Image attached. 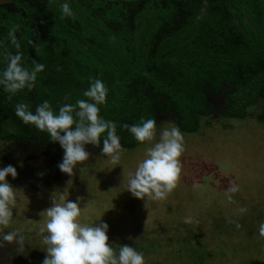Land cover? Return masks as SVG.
Masks as SVG:
<instances>
[{"label":"trees","instance_id":"trees-1","mask_svg":"<svg viewBox=\"0 0 264 264\" xmlns=\"http://www.w3.org/2000/svg\"><path fill=\"white\" fill-rule=\"evenodd\" d=\"M60 2L11 0L0 4V40H4L9 51L15 52L14 45L6 38L9 28L17 26L23 63L31 68L35 59L46 65L31 91L25 89L13 95L0 89L2 139L29 137L33 131L32 125L24 124L15 115L16 104L27 103L35 111L37 104L48 100L58 110L66 102L87 99L82 93L93 77L101 78L109 88L101 115L117 122V133L125 151L139 149L148 142L136 141L120 125L138 123L141 117L156 120L158 109L175 114L184 130L179 127L188 134L197 133L201 119L208 120L209 126L214 114V104L207 100L210 93L224 92L227 98L217 109L218 117L252 116L264 123V100L255 102L259 96L264 99V6L261 0L251 3L210 0L207 8H204L205 0H69L75 15L63 18ZM246 15L254 25L246 21ZM244 31L253 39L248 42L249 51L245 54L233 50L235 40ZM5 66V60L0 57V69ZM246 125L248 132L256 129L255 126H264ZM246 125L237 124L238 128ZM59 147L56 142V148ZM192 160L189 158L190 162ZM92 166L93 163L90 169ZM212 173L208 171L204 178L208 176L215 183L218 178ZM127 175L123 176L122 186H126ZM85 182V186L97 190L102 198V187ZM119 190L108 193L107 198L115 195L122 199ZM257 192L264 195L263 182ZM195 196L201 201L199 193ZM208 199L212 201L210 197L203 201ZM225 199L221 198L222 203ZM226 202L224 208L220 207L221 212L226 215L237 211L233 198ZM24 211L27 212L26 207ZM28 213L31 219L41 217L39 212ZM169 221L167 216L163 223L168 225L171 234L184 229L180 224H189ZM196 230L194 228L193 232L197 237L194 234L186 237L185 246L190 254H195V259L200 256L198 261L203 264L219 260L217 252L223 253L220 241L216 244L220 246L208 247ZM181 233L187 235L186 231ZM170 235L158 241L163 242ZM232 237L231 242L222 245L229 244L243 251V241L238 236ZM190 238L201 242L189 241ZM202 250L208 255V250H212L215 256H201ZM223 260L226 263V259Z\"/></svg>","mask_w":264,"mask_h":264},{"label":"rangeland","instance_id":"rangeland-1","mask_svg":"<svg viewBox=\"0 0 264 264\" xmlns=\"http://www.w3.org/2000/svg\"><path fill=\"white\" fill-rule=\"evenodd\" d=\"M238 123L264 124L252 116L237 119L214 115L209 126L208 120L200 121L197 133L188 134L180 128L185 138V151L181 157L182 172L177 187L163 200L135 198L127 191L125 185L122 186L124 174L134 173L138 162L144 159L145 148L149 146L144 144L139 149L124 151L118 165L112 164L111 161L103 163L104 159L93 162V171L90 172L83 170L88 165L84 163L83 166H77L71 176L62 172L60 174L59 171L47 175L44 179L37 177L40 178L38 181H33L30 176H23L20 172H17L15 179L9 176V181L18 188V204L11 227L22 228L28 233L31 246H28V254L22 255L13 245H9L6 256L17 259L19 264H41L46 253L43 251L45 245L42 243L39 227L45 218L41 215L38 220L31 219L32 215L28 212L40 213L51 205V196L59 198L63 195L72 200L80 197L81 206L84 208L82 222L94 223L100 219L107 222L109 241L115 242L116 247L120 244L134 245L144 252L146 264H203L198 261L200 256L195 259L196 255L190 254L185 246L186 237L193 234L197 237L193 232L194 228H197L196 231L203 238L202 242L205 241L208 247L220 246L216 245L217 241H220L223 253L218 251L217 256L220 259L211 264H251L250 259L253 257L262 258L260 261H264V238L256 236L260 222L264 221V195L263 192H257V188L264 183V126H255L256 129L248 132V125L238 128ZM172 125L178 126L166 121L157 131ZM189 158L193 159L192 162ZM97 166L99 169L96 171ZM87 168L90 169V166ZM208 171H213L212 176L217 177L218 181L214 183L208 176L204 178ZM85 180L93 186L102 187V198L97 190H90L85 186ZM233 186H238L239 189L231 193L237 211L225 215L220 211V207H225L228 200L226 192ZM118 190L122 199L115 195L107 198L108 193ZM196 192L201 195V201L195 196ZM206 197H210L212 201H203ZM222 197L226 198L225 204L221 201ZM241 208H246V211L240 212ZM167 216L169 222L177 224L185 222V217H191L192 222L180 224L184 229H177L176 233L171 234L168 225L163 223ZM185 231L187 235L181 233ZM161 234L163 237H160ZM169 235L165 241H158ZM232 236H238L243 241V251L236 250L229 244L222 245L223 242H231ZM189 241L201 242L198 238H190ZM201 253V256L208 258L210 255L215 256L212 250H208L210 255L205 254L203 250ZM223 259H226V263H223ZM252 264H255V261Z\"/></svg>","mask_w":264,"mask_h":264},{"label":"clouds","instance_id":"clouds-1","mask_svg":"<svg viewBox=\"0 0 264 264\" xmlns=\"http://www.w3.org/2000/svg\"><path fill=\"white\" fill-rule=\"evenodd\" d=\"M63 17L75 15L69 0L59 3ZM18 27L8 30L7 38L16 51L12 52L0 40V57L5 67L0 69V89L16 94L36 87L38 74L46 65L32 61L29 68L23 63V52L17 37ZM32 43V41H29ZM109 88L99 77H93L83 97L74 103H64L59 109L53 108L48 100L37 104L35 111L29 104L21 102L15 105V115L27 125H32L49 135L51 142H58L63 156L57 167L62 173L73 175L79 162L89 159L92 153L86 145L99 146L111 163L118 165L125 151L121 137L117 133V122L101 115V106L107 103ZM140 143L148 142L145 157L138 162L134 173L126 178V189L135 198L145 200H163L177 187L182 172L181 157L185 151V138L179 126L172 125L157 131V121L141 117L138 123L121 124ZM3 161L0 160V165ZM17 168L12 164L0 166V250L13 245L19 254L27 255L29 235L22 228H12L15 210L18 204V188L8 179L17 177ZM238 186L226 192L228 200ZM51 205L39 215L44 223L39 227L42 235L43 251L46 253L41 264H146L145 254L132 244H120L109 241V224L101 219L94 223H84L81 217L84 208L80 197L75 200L51 196ZM241 208L240 212H245ZM192 222L185 217V223ZM239 228V223L236 224ZM259 237L264 238V221L258 227Z\"/></svg>","mask_w":264,"mask_h":264},{"label":"flooded vegetation","instance_id":"flooded-vegetation-1","mask_svg":"<svg viewBox=\"0 0 264 264\" xmlns=\"http://www.w3.org/2000/svg\"><path fill=\"white\" fill-rule=\"evenodd\" d=\"M245 1L247 3L252 2V0H245ZM261 1L263 3L262 6H264V0ZM209 3L210 0H205L204 8H207ZM245 18H247L246 21L249 20L248 15H246ZM249 21H250L249 22L250 25L255 24L254 21L252 20ZM252 33L253 32H251V35ZM245 37L248 38L245 39ZM252 40L253 39L250 38L249 33L247 31H244L243 35H241V37L237 41L235 40L234 44L236 46L233 50L245 54V51H249L248 42H251ZM254 43L257 42L254 41ZM231 51H228V53H231ZM251 90L253 91V93H256L255 89H251ZM225 99L227 98L224 95V92H221L216 95L211 93L208 94L207 100H209L214 104L213 116L214 115L218 116L217 109L225 104ZM263 100L264 99L261 96L255 98L256 103H259ZM53 108L56 109V106L54 105ZM155 115H156L157 124L159 125L166 121H171L174 124H178V126H180L178 118L176 117L175 114L166 113L164 110L162 111L158 109ZM211 119L212 118H210V120ZM159 127L160 126L157 125V129ZM180 127L184 130L182 126ZM32 128L33 131L29 133L30 134L29 137L15 136V138L6 137L4 139L0 137V160L3 161V164L0 166L12 164L17 168L18 173L20 172L21 174H23V176L24 175L30 176L29 178H31L33 181H38L40 179L37 177H41V178L43 177L42 179H44L46 178L47 175L53 174V172L56 173L59 171L61 174V171L59 170L57 165L59 161L62 159L63 149H61V147L56 148V143L50 141L49 135L46 132H42L39 129H36L34 126ZM86 148L92 153V155L89 157L88 160L78 163L77 166L79 165L83 166L84 163L88 164L87 166L84 167L85 169L82 168L83 170L85 171L88 170L89 172L93 171L87 167L90 166L91 163L97 162L99 159H104L103 163H107L108 161H110L108 156L101 152L102 142L101 145L99 146L86 145ZM124 148L126 150V147ZM7 250H9V245H6L4 249L0 250V264H19L20 262H18L17 259L6 256ZM260 260L263 259L262 258L257 259V257L251 258L250 263L252 264V262L255 261V264H264V261H260ZM25 263L29 264L28 262ZM242 264H247V263L243 262Z\"/></svg>","mask_w":264,"mask_h":264},{"label":"water","instance_id":"water-1","mask_svg":"<svg viewBox=\"0 0 264 264\" xmlns=\"http://www.w3.org/2000/svg\"><path fill=\"white\" fill-rule=\"evenodd\" d=\"M8 1H11V0H0V4L4 2H8Z\"/></svg>","mask_w":264,"mask_h":264}]
</instances>
